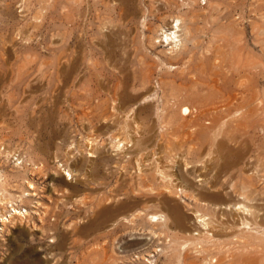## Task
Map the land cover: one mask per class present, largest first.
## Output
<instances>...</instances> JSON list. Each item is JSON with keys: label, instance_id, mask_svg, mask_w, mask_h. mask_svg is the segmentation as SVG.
Here are the masks:
<instances>
[{"label": "rangeland", "instance_id": "374dc122", "mask_svg": "<svg viewBox=\"0 0 264 264\" xmlns=\"http://www.w3.org/2000/svg\"><path fill=\"white\" fill-rule=\"evenodd\" d=\"M240 105H264V0H0V264H261L264 133Z\"/></svg>", "mask_w": 264, "mask_h": 264}, {"label": "bare ground", "instance_id": "6f19581e", "mask_svg": "<svg viewBox=\"0 0 264 264\" xmlns=\"http://www.w3.org/2000/svg\"><path fill=\"white\" fill-rule=\"evenodd\" d=\"M174 22H176V25L173 26L172 29L173 30L175 29L176 31L170 32L171 34H168L166 31H163L162 37H164L165 42H167L169 44L174 43L175 44V47H179L182 44V42L179 39V36H178L177 33H178V31H179L182 23H183V20H182V18H178ZM173 49H174V47H173ZM144 53L146 54V52H144ZM170 67H173V65L170 64ZM168 71L166 70V72H168ZM161 72H162L161 73V76H162V79H163V82H164L165 70H162ZM112 74H113V76L115 78L114 79V82H117V84H115L116 90L119 92L120 86H122V84H123L122 83V80L116 74V72H113ZM144 81L147 82V83L150 82V80L147 79L146 76L144 77ZM159 81H160V79H159ZM163 87H164V85H163ZM155 91H157V90L155 89ZM118 92L115 95H118L119 94ZM154 99H157V97L154 98ZM182 101H183V99L181 97H177L176 98V97H174L172 95L171 98H168V99H166L164 101V104L163 105H174V106H177V105H180V103ZM232 106H235V105H232ZM229 107H230V105H216L214 107V109L215 110L222 109V111H227L229 109ZM199 108H201V106ZM239 109H241V113H240L241 116H243L244 114H249L250 116H252L254 118H258L259 131L264 133V105H240ZM198 110L199 109H195V108L192 109L190 106L184 105L180 109V113L183 116V118H187L188 116H191L194 113H198ZM220 114H222V113H220ZM217 116H215V117H217ZM210 125H212V123L209 122V125H206L205 124V125L202 126V128L200 130L201 137H202V139L205 142H212L213 144L219 146V145L222 144V140L220 142L218 141L219 136L221 135V132H218L215 135H211L210 134V129H211V126ZM253 132H254L255 136L258 135V132L256 130H254ZM252 133H250V135ZM257 138L259 139V138H261V136L258 135ZM231 139H232V141H235V140H237V137L236 136H233ZM130 142L131 141H129L127 139H123V138L118 139V138H116V148L118 150H120L121 152H123L125 150H129V147H132V145L130 144ZM238 147H239L238 149L241 150L242 147H241L240 143H239V146ZM66 175L68 177H72V174L69 173V172H67ZM213 198H215V196ZM20 212L21 211H19V213ZM162 216H164V215H162ZM22 217H25V215L23 214V216H20V220H22ZM160 218L161 217L160 216H157V215H152L151 216V219L153 220V222L159 221ZM165 219H166V217H165ZM3 221H7V220H3ZM199 223L203 227H207L208 226L207 220L205 218L204 219L200 218ZM252 254L253 255H251L250 257H246V254H244V253H239V254H235V255H231V256H225L224 255V257L220 258L221 260L216 259V260L213 261V263H217V264L219 263V264H221V262L224 261L223 263H226V264H257L259 262V257L256 254H254V253H252ZM107 260H108V258H107ZM261 264H264V255L262 257V263Z\"/></svg>", "mask_w": 264, "mask_h": 264}]
</instances>
